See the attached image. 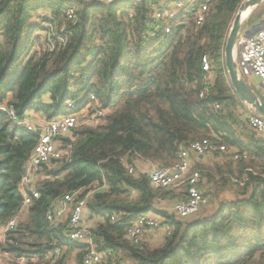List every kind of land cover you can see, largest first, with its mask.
<instances>
[{
    "label": "trees",
    "instance_id": "obj_1",
    "mask_svg": "<svg viewBox=\"0 0 264 264\" xmlns=\"http://www.w3.org/2000/svg\"><path fill=\"white\" fill-rule=\"evenodd\" d=\"M159 1L130 5L129 18L116 6L77 0H0V108L12 109L19 120L30 112L52 120L82 112L93 96L105 112L98 126H79L62 140L71 145L68 155L39 168L33 182L39 197L23 208L22 171L38 136L0 111V258L9 264L21 257L27 264H48L56 253L55 264H67L68 254L73 264H84L86 246L68 240L67 222L46 220L54 202L76 190L91 193L86 210L98 221L89 230L96 250L110 254L104 264H264V179L258 174L264 171V142L239 113L223 63L243 0H210L200 26L193 19L174 22L170 34L160 30L150 39ZM71 7L75 20L67 21ZM41 10L52 16L44 21L58 20L63 28L38 49L34 42L43 28L31 20ZM262 17L257 10L245 25ZM204 59L211 66L208 85ZM200 140L247 155L233 161L215 152L205 164L194 159L205 198L218 203L216 212L186 222L159 211L171 228L162 244L131 243L125 235L137 217L157 200L181 197L153 188L135 164L173 165L180 146ZM244 175L249 181L236 186ZM212 186L229 187L236 197L219 200ZM13 218L16 225L2 242V229Z\"/></svg>",
    "mask_w": 264,
    "mask_h": 264
},
{
    "label": "built area",
    "instance_id": "obj_2",
    "mask_svg": "<svg viewBox=\"0 0 264 264\" xmlns=\"http://www.w3.org/2000/svg\"><path fill=\"white\" fill-rule=\"evenodd\" d=\"M86 4H97L106 7L116 6L120 11L127 12L132 18L130 5L138 4L142 0H77ZM210 0H161L153 7L152 15L157 25L149 33V38H155L156 34L162 30L163 34H170L174 22L185 24L189 19L195 21L196 26H200L208 12ZM75 8L66 10V20H75ZM45 16H35V22L47 30L48 24ZM51 25V24H50ZM47 37L48 33H47ZM48 39V38H46ZM59 43L63 40L58 38ZM237 49H241L244 59L251 71L252 78L257 81L254 89L264 100V18L259 28L253 30L251 36H244L239 33ZM202 71L204 74V84L208 85L212 80L211 66L207 59L203 60ZM252 88V85H250ZM90 100L94 102L88 108L77 114L60 116L52 120L40 117V123H33L29 118L19 120L10 108L1 107L0 111L7 114L10 121L16 126L25 128L28 132L37 134V143L34 146L30 158L26 163L25 175L19 187V192L23 197V208L39 197L38 192L33 187V182L37 179V172L42 165L53 161H58L68 155L71 145H62V140L69 138L72 132L79 126L96 127L102 122L105 112L101 109L93 96ZM65 105L72 109L76 107L75 102L66 101ZM216 109H219L216 106ZM249 128L264 139V118L251 114L247 118ZM217 152L219 155L229 154L233 161L247 159L246 154H240L236 150H230L224 146H217L213 141L200 140L187 145H182L178 149L177 161L170 166H163L158 163L145 162L135 164V168L140 169L141 164H145L143 173L148 177L150 184L155 189L172 190L181 193V197L172 200L168 210H163L177 220H188L202 213L203 208L208 204L201 190V173L192 168V158L206 160ZM135 168L129 167L128 173L134 174ZM250 171V170H249ZM256 175V174H255ZM264 179V172L260 174ZM248 176L244 175L240 179L234 180V184L243 187L248 182ZM91 193L82 196L81 190H76L68 195L57 199L51 209L46 214V220L50 223L60 224L67 222L68 240L81 243L86 246V253L83 257L84 264H104L109 253H101L96 250V245L91 236L89 227L85 223V212L87 200ZM23 209L19 212V215ZM158 209L137 217L129 226L126 232V239L133 244H139L151 232L163 231L169 235L171 228L157 214ZM113 220V218H111ZM17 218L6 223L1 232V240L4 241L5 234L16 225ZM59 253H56L49 260L48 264H55ZM48 257L46 258V260ZM12 264H27L24 257L13 259Z\"/></svg>",
    "mask_w": 264,
    "mask_h": 264
},
{
    "label": "water",
    "instance_id": "obj_3",
    "mask_svg": "<svg viewBox=\"0 0 264 264\" xmlns=\"http://www.w3.org/2000/svg\"><path fill=\"white\" fill-rule=\"evenodd\" d=\"M264 0H243L240 4L227 34L223 50L224 69L227 74L230 86L240 104L247 106L255 115L264 118V100L261 99L256 90H253L247 81L238 71V64L235 59L237 40L242 29L243 21L254 11ZM247 13L246 16H243ZM23 176L25 170L22 171Z\"/></svg>",
    "mask_w": 264,
    "mask_h": 264
},
{
    "label": "crops",
    "instance_id": "obj_4",
    "mask_svg": "<svg viewBox=\"0 0 264 264\" xmlns=\"http://www.w3.org/2000/svg\"><path fill=\"white\" fill-rule=\"evenodd\" d=\"M263 18H264V15L257 23L252 24V25H245V23H243L242 29H241V34H243L244 36H251L253 34V30L259 28V26L261 25ZM41 33L42 32H40V34ZM39 37H41V36H39ZM235 59H236L237 64H238L239 73L241 74V76H243V78L247 81V83L249 85H252V89L255 90L254 87L257 86L256 85L257 81L252 78L251 71H250V69H249V67H248V65L244 59V55H243V52L241 51V49H236ZM237 109H238L239 113H244V116H247V118L249 115L254 114L247 106H245L243 104H239ZM40 117H41L40 115L32 113V112H30L29 116H28V118L31 120V122L37 123V124L40 123ZM254 134L256 135V137L259 140L261 139L264 142V139L261 136L257 135L255 132H254ZM194 159L195 158H192V160H193V162L191 164L192 168H195V160ZM199 160L202 164L206 163L205 160H201V159H199ZM143 165H144V167L146 166L145 164H141V168L138 169V171L143 172L142 171V168L144 170ZM262 172H264V171L258 172V174H260ZM228 195H229V192H226V196H228ZM233 197H236L235 193L230 198H233ZM171 202H172V200H169V199L157 200L154 203V209H158V211L168 210L171 206ZM217 207H218V203L215 200L209 201L208 204L203 208L202 213L200 215H198L196 217L189 218L188 220H185V221L189 222V221L199 219V218H207L208 216H210L216 212ZM85 214H86L85 223L90 228L92 225H94L98 221V219L96 217L93 218V216L87 210H86ZM163 239H164L163 231H156V232H151L149 235H147L144 238V241L147 244H149L150 246H153L155 248V247H159L162 244Z\"/></svg>",
    "mask_w": 264,
    "mask_h": 264
},
{
    "label": "rangeland",
    "instance_id": "obj_5",
    "mask_svg": "<svg viewBox=\"0 0 264 264\" xmlns=\"http://www.w3.org/2000/svg\"><path fill=\"white\" fill-rule=\"evenodd\" d=\"M257 10H260L263 13V15H264V1L259 5V7H257L254 11L251 12V14H249L247 16V18L243 21V23H245L247 21V19L253 14V12H255ZM38 15L45 16V18L47 17V21H50L51 18H52L50 12L47 11V10H41V11L37 12V14H35V16H38ZM31 21L34 22L35 21V18H33ZM38 24L40 25V23H38ZM50 24L48 25V28H47L46 31L45 30L43 31L41 29L40 32H42V33L40 35L37 33V36L39 35L41 37L36 38V41L34 42V45H35L36 48L39 49L40 44L44 43L45 40H46V38H50L52 36H58L62 32L63 25L61 23H59L58 20H55L53 23L50 22ZM29 28H30V26L28 25V27L25 30V34L28 33ZM42 28H44V27L42 26ZM47 33H48V36L49 37H47ZM44 45H45V43H44ZM194 170H196V169H194ZM201 186H202V191L204 192V190H205L204 187L206 188L205 181H202V185ZM211 188H212V192H215V191L217 192L218 191V193H219V200L229 199L230 197L233 196L232 189L229 188V187L228 188H225L223 190H220V189L217 190L216 188H213V186ZM226 192H229V195L228 196H226ZM209 201L210 200H208V202ZM165 235L166 234H164V236ZM67 259H68L67 264H73V254H68L67 255ZM0 264H9V263L7 262V260L5 259V257H2V258H0Z\"/></svg>",
    "mask_w": 264,
    "mask_h": 264
},
{
    "label": "bare ground",
    "instance_id": "obj_6",
    "mask_svg": "<svg viewBox=\"0 0 264 264\" xmlns=\"http://www.w3.org/2000/svg\"><path fill=\"white\" fill-rule=\"evenodd\" d=\"M247 13H244L243 16H246Z\"/></svg>",
    "mask_w": 264,
    "mask_h": 264
}]
</instances>
